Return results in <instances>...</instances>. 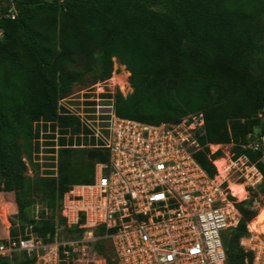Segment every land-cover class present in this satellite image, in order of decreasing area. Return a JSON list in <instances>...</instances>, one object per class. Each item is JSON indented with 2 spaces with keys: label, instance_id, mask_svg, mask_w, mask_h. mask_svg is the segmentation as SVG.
<instances>
[{
  "label": "trees",
  "instance_id": "trees-1",
  "mask_svg": "<svg viewBox=\"0 0 264 264\" xmlns=\"http://www.w3.org/2000/svg\"><path fill=\"white\" fill-rule=\"evenodd\" d=\"M14 1L15 20L4 17L7 5L0 3V203L15 205L13 215L22 227L31 226L41 238L52 236L56 222L64 223L58 217L63 194L73 184L91 183L95 164L107 161L101 141L60 101L73 95L74 84L86 76V88L108 79L113 58L129 72L132 89L126 96L114 95L117 116L160 124L202 111L205 134L199 143L233 144L235 155L246 154L262 175L250 193L264 197L262 150L245 147L264 132L257 118L264 109V0ZM254 126L258 133H252ZM56 128L60 137L48 142L47 153L57 177L28 176L26 163L35 167L33 141L41 129L52 140ZM71 131L93 147V166L78 172L92 177L82 182L72 179L78 164L72 140L66 142ZM208 154L205 147L194 157L212 176ZM220 155L218 150L212 158ZM248 201L236 205L241 217L224 242L225 264L252 259L240 245L256 215L251 207L243 208ZM38 203L47 214L34 219ZM12 222L10 235L17 237ZM34 260L21 253L0 258V264ZM107 261L116 264L110 257Z\"/></svg>",
  "mask_w": 264,
  "mask_h": 264
},
{
  "label": "built area",
  "instance_id": "built-area-1",
  "mask_svg": "<svg viewBox=\"0 0 264 264\" xmlns=\"http://www.w3.org/2000/svg\"><path fill=\"white\" fill-rule=\"evenodd\" d=\"M5 2L4 17L15 20V1L0 0ZM119 69L60 101L101 141L107 161L95 164L91 183L73 184L63 194L58 217L64 223L55 224L52 245L43 244V238L31 231L8 235L0 240V258L25 253L35 258L34 264H108V257L116 264H225L222 232L237 226L236 205L261 182L260 171L246 154L227 151L213 159L224 144L204 146L214 175L199 165L194 155L203 147L202 111L160 124L117 116L114 95L132 92L129 75L123 85L116 81ZM257 118L264 123V109ZM245 147L262 150L264 132ZM237 186L243 193L238 194ZM14 213L13 203H0V225L5 230ZM258 215L247 223L248 235L240 239L244 251L252 253L250 264H264V233L253 229ZM258 225L264 227V220ZM100 240L107 241L103 255L94 246Z\"/></svg>",
  "mask_w": 264,
  "mask_h": 264
},
{
  "label": "rangeland",
  "instance_id": "rangeland-1",
  "mask_svg": "<svg viewBox=\"0 0 264 264\" xmlns=\"http://www.w3.org/2000/svg\"><path fill=\"white\" fill-rule=\"evenodd\" d=\"M157 10L162 11L163 9L161 7L157 8ZM113 71L116 68H120L118 70V75L115 77L116 81L118 80V83L120 82V85H123V83L121 82L124 81L125 78V74L129 75V72L125 69L124 66L120 65L117 63L116 59L113 58ZM85 81L82 83H75L73 86V94L74 93H78L79 91L86 89V86H88V80H90L89 76L85 77ZM85 87V88H84ZM264 124V123H263ZM42 126V124H40V127ZM49 130V129H48ZM259 129L257 127H253L252 128V133H258ZM104 133L106 135H108V133L106 131H104ZM45 133H43V130L41 129L40 133H39V137L36 138L33 141V152H32V160H33V164L35 165L34 170L31 169L30 165L28 163L27 164V175L30 177L33 176H49L50 174H54V177H57V170H54V172L52 173V169L50 168L51 164L54 165L53 160L51 159V154L47 153V150H50L51 147L49 146L48 142L51 141H58L59 137H60V132L59 130L56 128L54 132H50V134H52L54 136V138L51 139H46L45 138ZM247 138V137H246ZM72 140V148L74 151V160L75 163L78 164V168L79 171L76 169L74 176L72 177L74 182H82L84 178L87 177H92V173L87 172L85 175H80L78 172L81 173V170H84L83 172L87 171L89 169V167L91 168V166H93L94 163V157H92V143L90 141L87 140V138L83 137V136H79L77 133L74 132H70L67 133V137H66V142L67 144H69V141ZM38 143L39 149L36 150V144ZM56 144V143H54ZM202 149H204V145H202ZM235 146V145H234ZM232 147L233 144H224L223 147L220 149L221 152H227V151H232ZM208 148V147H207ZM55 151V150H54ZM262 162L264 163V147L262 149ZM57 161H55L56 163ZM51 177V176H49ZM252 191V190H251ZM249 200L245 203V205L243 206V208H249L251 207L256 215L255 217L258 215V213L260 212L261 209H264V197L262 195H258V193L256 191H252L250 193V197ZM250 204V206H249ZM12 207V206H11ZM46 208L43 207L42 204L38 203L36 204V206L34 207V212L37 213V216L40 217L42 213L47 214V212L45 211ZM263 212V213H262ZM261 212V214H264V210ZM13 213V212H12ZM44 214V215H45ZM260 215V214H259ZM258 215V216H259ZM240 217H241V213H240ZM255 217L253 219H255ZM11 220H10V224L11 221L12 224H17L15 229L17 231V235H24L28 232H33L32 229L28 226V225H24V227H22L16 220V218L14 217V215L12 214V216H10ZM9 218V219H10ZM132 220H135V217L131 218ZM252 220V219H251ZM56 224L61 225L59 222H57ZM12 227L9 228V230H5L4 228L1 227L0 225V240H3L4 238L8 237V235H10V230ZM257 228L260 229V225H257ZM53 235V234H52ZM70 238H75V237H80L81 234H74V235H68ZM264 236V234H263ZM222 237H223V242H227L229 240L230 237V230L224 231L222 232ZM55 240L53 239V236H51L50 238L48 236H46L45 238H43V244L45 245H52V243ZM107 241L105 240H100L99 242H97V244H95L94 246L96 247V249L100 252V253H104L105 252V246H106ZM47 251H50V249H47ZM42 252V250H41ZM22 258L19 257L17 260H21ZM17 260H12V262H16Z\"/></svg>",
  "mask_w": 264,
  "mask_h": 264
},
{
  "label": "bare ground",
  "instance_id": "bare-ground-1",
  "mask_svg": "<svg viewBox=\"0 0 264 264\" xmlns=\"http://www.w3.org/2000/svg\"><path fill=\"white\" fill-rule=\"evenodd\" d=\"M127 75V74H126ZM122 81V80H121ZM123 82V81H122ZM125 82V81H124ZM237 191H238V194L240 193H243V188L242 186H237L235 188ZM263 213V212H262ZM264 220V214H260L258 217H257V221L254 222L253 224V229H255L257 232H263L264 233V227L260 226V229L257 228V225L259 223H261L262 221Z\"/></svg>",
  "mask_w": 264,
  "mask_h": 264
}]
</instances>
